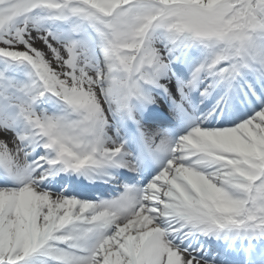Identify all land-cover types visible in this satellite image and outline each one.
<instances>
[{
    "label": "snow or ice",
    "instance_id": "snow-or-ice-1",
    "mask_svg": "<svg viewBox=\"0 0 264 264\" xmlns=\"http://www.w3.org/2000/svg\"><path fill=\"white\" fill-rule=\"evenodd\" d=\"M0 264H264V0H0Z\"/></svg>",
    "mask_w": 264,
    "mask_h": 264
}]
</instances>
